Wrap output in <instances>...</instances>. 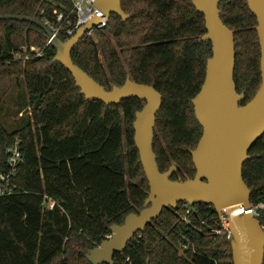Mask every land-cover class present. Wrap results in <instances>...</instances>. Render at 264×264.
<instances>
[{
  "label": "trees",
  "instance_id": "trees-1",
  "mask_svg": "<svg viewBox=\"0 0 264 264\" xmlns=\"http://www.w3.org/2000/svg\"><path fill=\"white\" fill-rule=\"evenodd\" d=\"M62 6L71 7L68 0H0V17L42 22L54 7L67 14ZM218 9L233 33V80L243 106L261 82L256 19L245 0H220ZM121 10L129 19L112 15L103 29L83 36L71 60L105 91L127 77L152 86L162 99L152 143L158 169L175 166L170 180L192 179L189 151L202 129L191 100L211 57L210 43L199 40L203 16L191 0H121ZM70 38L57 35L61 43ZM46 43L38 26L0 20V105L13 78H22L30 98L24 126L7 132L0 123V172H7L6 152L15 142L23 158L11 180L13 194L0 198V264H90L86 254L110 236V227L140 212L149 192L132 129L144 102L106 106L86 100ZM24 53L31 58L16 59ZM248 155L242 179L264 229V136ZM215 231L221 226L212 206L181 203L163 209L122 253L113 254L112 264H232V238Z\"/></svg>",
  "mask_w": 264,
  "mask_h": 264
},
{
  "label": "water",
  "instance_id": "water-1",
  "mask_svg": "<svg viewBox=\"0 0 264 264\" xmlns=\"http://www.w3.org/2000/svg\"><path fill=\"white\" fill-rule=\"evenodd\" d=\"M220 0H191L195 11L203 16L205 34L201 42L211 45L202 86L191 100L194 118L201 127L195 148L189 151L195 173L186 181L170 180L175 166L161 173L152 143L161 95L152 87L138 84L128 77L121 87L105 91L71 60V52L85 33L97 26L93 19L69 40L61 43L35 18L1 16L0 20L24 21L38 26L56 52L53 62L60 64L72 77L80 94L89 101L114 106L122 101L144 102L132 125L134 147L148 183L144 208L129 214L122 225L110 227V236L85 256L90 264H112L114 253H122L137 233L156 220L163 209L175 210L181 203L189 206H212L220 221L226 218L231 241L232 264H263L264 229L252 214L251 190L242 179V168L249 160V150L264 136V0H245L256 19L255 31L260 50V86L245 105L236 92L233 75L235 44L232 31L220 20ZM94 6L106 19L114 15L122 22L129 16L121 10V0H94Z\"/></svg>",
  "mask_w": 264,
  "mask_h": 264
},
{
  "label": "built area",
  "instance_id": "built-area-1",
  "mask_svg": "<svg viewBox=\"0 0 264 264\" xmlns=\"http://www.w3.org/2000/svg\"><path fill=\"white\" fill-rule=\"evenodd\" d=\"M71 7L68 9L66 6H62L67 14L59 12L55 7L52 9V13L47 15L42 25L47 28L51 34L57 38V35L62 33L66 36L72 37L81 27L93 19H97V26L94 28L103 29L108 20L105 15L95 8L94 0H68ZM87 31L85 35H90L92 30ZM50 41L47 40L46 45ZM30 52L36 56H40V51H34V48H30ZM7 172H0V198L10 196L13 194L15 187L12 185L11 180L15 174L16 168L20 162H22V154L18 148V142H15L14 146L7 150ZM55 203L51 200L47 201L48 209H52ZM187 206V204H184ZM252 214L256 217L257 214L253 208ZM220 221V220H219ZM221 231L226 233L227 239L231 238L229 231L227 230L226 218L220 221ZM221 231H215L219 234Z\"/></svg>",
  "mask_w": 264,
  "mask_h": 264
},
{
  "label": "rangeland",
  "instance_id": "rangeland-1",
  "mask_svg": "<svg viewBox=\"0 0 264 264\" xmlns=\"http://www.w3.org/2000/svg\"><path fill=\"white\" fill-rule=\"evenodd\" d=\"M34 51H38L33 47ZM30 50V49H29ZM26 48H23V52ZM31 51V50H30ZM29 57L26 53L17 55L16 59L26 60ZM6 92L3 102L0 105V123L7 132H12L19 127L24 126L29 120V97L26 92L25 84L22 78L18 81L13 78L5 84Z\"/></svg>",
  "mask_w": 264,
  "mask_h": 264
}]
</instances>
